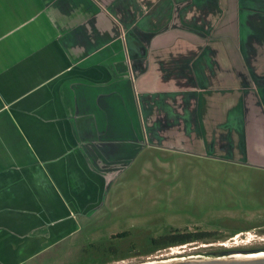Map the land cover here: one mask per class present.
Wrapping results in <instances>:
<instances>
[{"label": "crops", "instance_id": "crops-1", "mask_svg": "<svg viewBox=\"0 0 264 264\" xmlns=\"http://www.w3.org/2000/svg\"><path fill=\"white\" fill-rule=\"evenodd\" d=\"M154 152L264 168V0H0V264Z\"/></svg>", "mask_w": 264, "mask_h": 264}, {"label": "rangeland", "instance_id": "rangeland-1", "mask_svg": "<svg viewBox=\"0 0 264 264\" xmlns=\"http://www.w3.org/2000/svg\"><path fill=\"white\" fill-rule=\"evenodd\" d=\"M99 196L103 203L91 218H79L75 233L36 238L49 233L44 227L19 240L14 257L1 264L173 263L264 248V168L148 153ZM176 231L207 232L209 238L154 248L151 240ZM123 232L126 238H115Z\"/></svg>", "mask_w": 264, "mask_h": 264}, {"label": "bare ground", "instance_id": "bare-ground-1", "mask_svg": "<svg viewBox=\"0 0 264 264\" xmlns=\"http://www.w3.org/2000/svg\"><path fill=\"white\" fill-rule=\"evenodd\" d=\"M247 236H249V235H247ZM239 238H240V235H237L235 239L238 241ZM252 254H254V255L250 256ZM258 254H260V255H258ZM262 254H264L263 251L252 252V253L236 252V253L230 254L229 256L222 257L220 259L187 260V261H175L173 263L159 262V263H150V264H264V255H262Z\"/></svg>", "mask_w": 264, "mask_h": 264}, {"label": "trees", "instance_id": "trees-1", "mask_svg": "<svg viewBox=\"0 0 264 264\" xmlns=\"http://www.w3.org/2000/svg\"><path fill=\"white\" fill-rule=\"evenodd\" d=\"M128 236L127 232L117 234L115 238L122 239ZM209 238V233L207 232H196V233H187L176 231L170 233L169 235L163 236L159 239H153L152 245L154 248L161 249L167 247H174L179 245H185L193 241H201Z\"/></svg>", "mask_w": 264, "mask_h": 264}, {"label": "flooded vegetation", "instance_id": "flooded-vegetation-1", "mask_svg": "<svg viewBox=\"0 0 264 264\" xmlns=\"http://www.w3.org/2000/svg\"><path fill=\"white\" fill-rule=\"evenodd\" d=\"M237 236V235H236ZM226 247V246H225ZM253 251H256V252H260V251H263L264 250V248H259V249H252ZM240 251H244V250H238V249H236V250H230V251H228V252H230V253H233V252H240ZM264 252V251H263Z\"/></svg>", "mask_w": 264, "mask_h": 264}]
</instances>
